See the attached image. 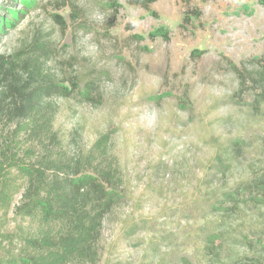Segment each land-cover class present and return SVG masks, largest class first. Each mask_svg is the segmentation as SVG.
Returning a JSON list of instances; mask_svg holds the SVG:
<instances>
[{"label": "rangeland", "instance_id": "obj_1", "mask_svg": "<svg viewBox=\"0 0 264 264\" xmlns=\"http://www.w3.org/2000/svg\"><path fill=\"white\" fill-rule=\"evenodd\" d=\"M118 8L108 0H0V106L31 90L33 59L35 78L69 90L49 105L67 152L81 154L109 134L122 179L98 264H204L201 237L218 219L220 194L264 173V82L249 77L264 56V5L192 0L196 14L184 0H157L151 11L121 0ZM11 123L0 109V141ZM236 140L242 151L218 162ZM254 216L245 208L234 224L247 229ZM253 234V248L240 250L258 257L264 235Z\"/></svg>", "mask_w": 264, "mask_h": 264}, {"label": "trees", "instance_id": "obj_2", "mask_svg": "<svg viewBox=\"0 0 264 264\" xmlns=\"http://www.w3.org/2000/svg\"><path fill=\"white\" fill-rule=\"evenodd\" d=\"M119 1L108 3L118 10ZM258 1L264 5V0ZM128 2L151 11L157 0ZM184 2L186 13L198 14L197 9L189 11L192 0ZM158 30L159 36L170 39L167 28ZM257 63L259 75L249 77L263 83L264 56ZM29 66L26 71L34 78L31 90L12 106H0L14 124L0 141V264H98L103 221L119 200L122 179L108 152L109 134L101 135L81 154L67 152L55 131L49 105L53 97H68L69 90L52 77L35 78L39 69L33 59ZM87 79L81 91L85 100L91 98L94 85L92 77ZM260 96L264 97V91ZM242 145L236 140L221 146L218 162L234 158L232 154L242 151ZM218 200L212 213L218 219L201 237L202 263L264 264V254L246 256L240 250L253 248L249 232L264 235V173L238 181ZM245 208L257 218L247 229L234 224L243 219ZM182 264L194 263L186 257Z\"/></svg>", "mask_w": 264, "mask_h": 264}]
</instances>
